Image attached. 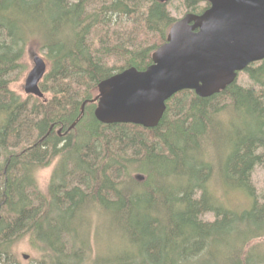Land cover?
Here are the masks:
<instances>
[{"label": "trees", "instance_id": "16d2710c", "mask_svg": "<svg viewBox=\"0 0 264 264\" xmlns=\"http://www.w3.org/2000/svg\"><path fill=\"white\" fill-rule=\"evenodd\" d=\"M169 1L0 0V264H20L22 239L36 264H264L252 179L264 163V59L209 97L173 94L154 127L93 114L102 81L152 63L176 20ZM28 46L48 67L43 98L10 87ZM55 160L41 189L36 173Z\"/></svg>", "mask_w": 264, "mask_h": 264}, {"label": "water", "instance_id": "95a60500", "mask_svg": "<svg viewBox=\"0 0 264 264\" xmlns=\"http://www.w3.org/2000/svg\"><path fill=\"white\" fill-rule=\"evenodd\" d=\"M207 1L210 5L201 13L188 12L175 20L144 70L128 68L99 84L98 94L89 101L95 102L93 114L100 123L154 127L173 94L192 90L209 97L264 59V0ZM31 58L23 90L43 98L39 82L47 66L39 54L31 52Z\"/></svg>", "mask_w": 264, "mask_h": 264}, {"label": "rangeland", "instance_id": "374dc122", "mask_svg": "<svg viewBox=\"0 0 264 264\" xmlns=\"http://www.w3.org/2000/svg\"><path fill=\"white\" fill-rule=\"evenodd\" d=\"M179 4H180V0H170L168 2L169 11L176 19L182 17L185 14V11H183V9L178 10L176 8V6H179ZM31 52H35V53L39 54L40 56H43L42 52L37 50V48L32 47V46L31 47L28 46L26 48V51H25L24 56L22 58V63L25 66V68H24L23 72H21V74L14 81L11 82V85H10L11 89L13 91H15L17 94H19L21 98H26L27 96H29V95L25 94V92L23 90V86H24V80H25L26 74L31 69V67L33 66L32 58H31ZM47 69H48V67H47ZM55 162H56V160L54 162H52L49 166L41 168L37 171V173H36L37 182H38V185L41 189L45 190ZM252 179H253L254 185L257 188L259 197H261L262 193H264V163L255 167V169L253 171ZM222 198L228 199L229 205L236 206L239 209L247 206V203L244 200L245 199L244 194H242L241 192H239V193L238 192H227L222 196ZM95 216H96L95 213L92 214L93 222H95V220H97V218ZM205 217L207 219H211V217L208 215H205ZM93 233L94 232L92 231L91 237L93 238V240H92V242H93V253H95L96 245H95ZM103 236H104V239H107V245H110L111 241H112L110 239V237L108 238V236L105 234V232L102 233V237ZM20 241H19V243L17 242V244L13 247L15 259L20 264H36L37 263L36 259L38 258V254L30 248L26 239L25 240L22 239ZM24 256H26V257H24Z\"/></svg>", "mask_w": 264, "mask_h": 264}, {"label": "bare ground", "instance_id": "6f19581e", "mask_svg": "<svg viewBox=\"0 0 264 264\" xmlns=\"http://www.w3.org/2000/svg\"><path fill=\"white\" fill-rule=\"evenodd\" d=\"M25 240V239H24ZM21 242V241H20ZM19 243V242H18ZM11 260V259H10Z\"/></svg>", "mask_w": 264, "mask_h": 264}, {"label": "flooded vegetation", "instance_id": "af4514ba", "mask_svg": "<svg viewBox=\"0 0 264 264\" xmlns=\"http://www.w3.org/2000/svg\"><path fill=\"white\" fill-rule=\"evenodd\" d=\"M58 133H60V132H58Z\"/></svg>", "mask_w": 264, "mask_h": 264}]
</instances>
